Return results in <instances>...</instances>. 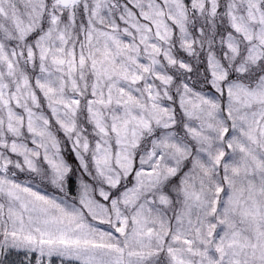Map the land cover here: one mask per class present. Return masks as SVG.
<instances>
[{"label": "snow or ice", "instance_id": "6c2138e0", "mask_svg": "<svg viewBox=\"0 0 264 264\" xmlns=\"http://www.w3.org/2000/svg\"><path fill=\"white\" fill-rule=\"evenodd\" d=\"M0 264H264V0H0Z\"/></svg>", "mask_w": 264, "mask_h": 264}]
</instances>
